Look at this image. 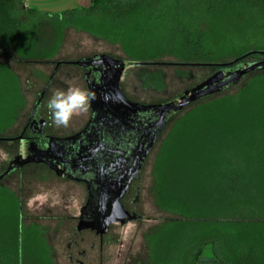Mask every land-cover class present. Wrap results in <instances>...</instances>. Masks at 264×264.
I'll return each instance as SVG.
<instances>
[{
	"label": "trees",
	"instance_id": "obj_1",
	"mask_svg": "<svg viewBox=\"0 0 264 264\" xmlns=\"http://www.w3.org/2000/svg\"><path fill=\"white\" fill-rule=\"evenodd\" d=\"M165 1L91 0L84 19L120 44L130 62L160 61L166 54L181 62L217 61L226 35L215 25L208 33L182 26L172 35V21L162 29L155 10ZM186 1L205 6L212 16H241V29L264 31V0ZM34 13L24 0H0V50L6 53L1 55L49 63L47 54L58 50L63 29L33 21ZM251 56L264 58L255 53L217 68L237 67ZM249 74L235 93L189 109L163 139L153 176L156 205L169 217L147 238L151 264H264V68ZM147 81L163 88L158 72ZM24 104L18 75L0 62V119L9 127ZM10 192L0 188V197L6 196L0 208V264H53L41 228L21 223L16 201L9 206L15 213L6 212Z\"/></svg>",
	"mask_w": 264,
	"mask_h": 264
},
{
	"label": "rangeland",
	"instance_id": "obj_2",
	"mask_svg": "<svg viewBox=\"0 0 264 264\" xmlns=\"http://www.w3.org/2000/svg\"><path fill=\"white\" fill-rule=\"evenodd\" d=\"M86 8L80 7L61 14L39 11L30 17L35 22L42 21L43 24L57 25L63 29L58 50L47 54L48 57L46 59L49 61L77 60L96 54L109 55L120 61L123 67L120 88L124 95L134 102L142 104L166 103L180 96L183 91L201 83L219 69L210 66L132 65L133 62H130L124 55L120 44L111 43L103 38L92 21L84 19L85 12L83 10ZM155 10L157 11L156 13L162 15V17H159L162 22V29L167 26L169 21H172V29H170L172 30V35H177L179 28L182 26H189L194 31L200 30L208 33L215 25L219 31H222L221 34L224 33L226 35L224 43L221 45L223 49L219 50L217 61L213 60L209 61V63L229 62L249 52L264 50V31L251 28L241 29V16L239 20H235L231 16H212L211 13L205 12V6H199V4L189 5L186 0H180L177 4L176 0H166L157 6ZM24 19L27 20L28 18L24 17ZM238 24H240V29L237 26ZM142 57L150 58L151 56L150 54H144ZM159 60L163 62L180 61L168 54ZM259 60H264V58ZM259 60L251 56L245 59V63L250 64ZM0 62L7 63L11 70L18 75L21 92L25 100L24 107L17 112L14 125L10 131L6 121L0 119V137H9L21 130L25 118L35 103L36 95L42 90L46 80L45 77L49 76L53 66L48 63L19 62L6 55H0ZM63 69L70 68L66 66ZM157 72L160 74V78L162 77V89H156L147 81L151 74ZM251 76L252 74L243 77L237 84L228 87L217 95L182 108L177 114H169L168 122L156 138L152 149L146 157L140 181L135 182L133 185V189L135 186L141 189L140 203L135 207V210L140 214L139 219L130 221L125 225L111 226L106 240L110 244L103 248V262H97L98 258L94 259V257L90 256L89 260L92 262H83L84 264H151L147 238L161 224L162 219L169 217L156 205L153 176L155 159L163 139L168 135L175 121L189 109L210 99L235 93ZM144 80L147 84H145ZM68 84V87L57 88L51 86L47 92L42 109L49 123L47 131L75 130L78 128L77 118L79 117L81 121L87 118V112L81 113L75 115L77 117L74 116L72 118L68 127H53L47 109V103L53 91L55 89L66 91L69 87L86 89L85 84L81 80V75H79L78 80L72 79ZM16 151L17 144L15 142L0 141V172ZM22 173V181L19 179V172L12 174L4 181L13 191L10 198H7L6 203L8 206L6 205V212L9 214L15 213L13 208L9 206L13 204V201H16L17 212L22 209L21 223L25 226L31 224L39 226L46 243L56 253L55 256H57L59 262H53V264H70L67 262V243L71 241L69 237L72 235L73 227L77 224L75 217L79 212V208L85 203V188L82 187L79 190V187H76L75 189L74 186L68 185L69 183L50 177L44 170L36 166L26 167ZM21 190L23 198L22 201H19L18 196ZM3 197L6 196L1 194L0 208L2 210H4L2 207L4 205V202H2ZM82 235L86 237L85 242L81 244L82 248L90 250L92 240L98 242L90 232H85ZM110 239L113 241H110ZM90 254L94 255L95 253L90 252ZM107 255L109 259H107Z\"/></svg>",
	"mask_w": 264,
	"mask_h": 264
},
{
	"label": "water",
	"instance_id": "obj_3",
	"mask_svg": "<svg viewBox=\"0 0 264 264\" xmlns=\"http://www.w3.org/2000/svg\"><path fill=\"white\" fill-rule=\"evenodd\" d=\"M255 53L264 55V51H252L226 63L137 61L132 65L228 67ZM0 54L6 53L0 50ZM70 63L99 73L98 81L90 80V74H86L87 88L95 93L86 127L69 137H50L44 149L36 144L21 146L19 154L0 173V180L25 164L45 163L58 176L84 181L89 198L81 209L78 230L100 225L104 231L112 222L125 224L137 218L124 208L122 198L166 125L169 114L177 113L197 100L236 84L250 72L264 68V60H259L229 70L218 69L171 101L142 104L131 101L122 92L120 79L123 67L119 60L106 54H96ZM45 88L39 93L31 114L38 108ZM33 123L39 127L35 132L42 133V122L35 120ZM13 139L0 137V140Z\"/></svg>",
	"mask_w": 264,
	"mask_h": 264
},
{
	"label": "flooded vegetation",
	"instance_id": "obj_4",
	"mask_svg": "<svg viewBox=\"0 0 264 264\" xmlns=\"http://www.w3.org/2000/svg\"><path fill=\"white\" fill-rule=\"evenodd\" d=\"M1 55V54H0ZM94 56V55H93ZM91 57V56H90ZM78 60V59H77ZM71 61H76V60H51L49 61L48 64L53 66V69L51 71V73L49 74L47 80L44 83V86L42 88L41 91L44 90V94L42 97V100L38 106V108L33 112V114H31L33 107L37 101L39 92L36 95V100L34 105L32 106L31 110L29 111L27 117L24 120V124L21 127V130L15 134V135H11L9 137H2V138H15L13 140H0V141H9V142H15L17 144V151L12 155V157L9 159V161L11 159H13L16 155L19 154L20 151V147L21 146H27L29 144H36L39 148L44 149L47 147V144L49 142V138L50 137H56V138H65V137H69L72 136L74 134L79 133L81 130H83L89 119H90V115H91V110L89 107V110L87 111V118L84 121L79 120L78 119V128L75 130H71L68 129V131H47L48 128V119L47 116L45 114H43L42 109H43V101L46 98L47 92L50 89L51 86H55L57 88L59 87H68V83L70 80H78L79 75H81V80L83 81V83L85 84V88L88 90L87 88V82H86V74H90L89 75V79L90 80H95L98 81V77H99V73L94 72L88 68H81L78 65L75 64H71ZM56 62L59 63L58 65H56ZM68 66L70 69H63V67ZM230 68H227L225 70H229ZM132 101V100H131ZM49 112V111H48ZM77 117V116H75ZM16 116L13 117V119L15 120ZM14 120L13 123L9 126L8 130L10 131L12 126L14 125ZM41 121L43 124L42 127V133H36L35 131L39 129V127H37L33 122L34 121ZM51 125V124H50ZM54 127V125H53ZM74 129V128H73ZM148 155V154H147ZM147 157V156H146ZM146 158L144 159L136 177H134L133 179L130 180L129 186L122 198V204L124 206V208L130 213V214H134L136 215V219L134 220H128V222L130 221H137L139 219L140 214L135 210V207L137 205H139L140 203V193H141V189L138 186H135V188L133 189V185L135 184V182H139L141 179V175L143 172V167H144V163H145ZM9 161L7 162V164L4 166V168L1 170V172H3ZM29 166H36L39 167L40 169L44 170L47 175H49L50 177H55L65 183H69L68 185L74 186L75 189L76 187L80 188L84 187L85 191H86V196H85V203L83 205L80 206L79 208V212L77 214L76 218V222L77 224L73 227L72 229V235L69 237L71 239V241H69L67 243V262H69L70 264H84L83 262H92L91 260H89V257L92 256L97 259V262H103V257H104V251L103 248L104 246H109L110 243H107V238L109 236V231L111 226L113 225H125V224H121L120 222H112L108 225L106 231H104L105 229L102 228V226H97V227H85L81 230H78V222H79V218L81 215V209L86 205L88 198H89V191H88V186L84 181L78 180V179H72L69 177H61L58 176L56 174V172L54 170H52L47 164L45 163H28L23 165L21 168H18L14 171H12L11 173H9L8 175H6L3 179L0 180V188L1 189H8L11 192H13L10 188L9 185L5 184L4 181L11 176L12 174L19 172V179L22 181V176L23 173L22 171L24 170V168L29 167ZM0 172V173H1ZM18 196V195H17ZM23 198V194H22V190L21 193L18 196L19 201H22ZM128 202V205H127ZM131 202V203H130ZM22 213V209L20 211ZM88 222H93V221H88ZM94 223V222H93ZM97 222H95L94 224H96ZM85 232H90L94 238H96L98 240V242H96V240H92L91 242V248L90 250H87L86 248H82L81 244L85 242V238L84 235H82ZM109 240V239H108ZM110 241H113L112 239H110ZM112 243V242H111ZM48 245V244H47ZM48 262H59V260L57 259L56 253L53 251V248H51L48 245ZM94 252L95 254H90V252ZM107 259H109V256L107 255Z\"/></svg>",
	"mask_w": 264,
	"mask_h": 264
},
{
	"label": "clouds",
	"instance_id": "obj_5",
	"mask_svg": "<svg viewBox=\"0 0 264 264\" xmlns=\"http://www.w3.org/2000/svg\"><path fill=\"white\" fill-rule=\"evenodd\" d=\"M94 99L95 93L84 88L55 89L47 103L52 124L58 128L68 127L75 115L89 110Z\"/></svg>",
	"mask_w": 264,
	"mask_h": 264
},
{
	"label": "crops",
	"instance_id": "obj_6",
	"mask_svg": "<svg viewBox=\"0 0 264 264\" xmlns=\"http://www.w3.org/2000/svg\"><path fill=\"white\" fill-rule=\"evenodd\" d=\"M91 0H24V7L34 12L61 14L78 8H88Z\"/></svg>",
	"mask_w": 264,
	"mask_h": 264
}]
</instances>
